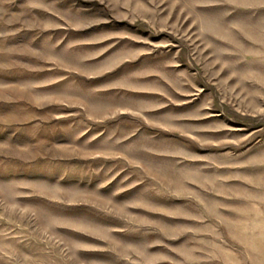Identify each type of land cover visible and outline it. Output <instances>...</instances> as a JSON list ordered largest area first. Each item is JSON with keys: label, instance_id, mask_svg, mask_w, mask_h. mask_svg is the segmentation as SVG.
Returning a JSON list of instances; mask_svg holds the SVG:
<instances>
[{"label": "rangeland", "instance_id": "374dc122", "mask_svg": "<svg viewBox=\"0 0 264 264\" xmlns=\"http://www.w3.org/2000/svg\"><path fill=\"white\" fill-rule=\"evenodd\" d=\"M0 264H264V0H0Z\"/></svg>", "mask_w": 264, "mask_h": 264}]
</instances>
